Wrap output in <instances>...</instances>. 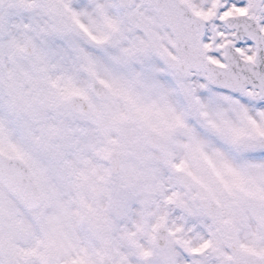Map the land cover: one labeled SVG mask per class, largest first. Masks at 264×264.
Returning a JSON list of instances; mask_svg holds the SVG:
<instances>
[{
  "label": "snow or ice",
  "instance_id": "1",
  "mask_svg": "<svg viewBox=\"0 0 264 264\" xmlns=\"http://www.w3.org/2000/svg\"><path fill=\"white\" fill-rule=\"evenodd\" d=\"M0 264H264V0H0Z\"/></svg>",
  "mask_w": 264,
  "mask_h": 264
}]
</instances>
